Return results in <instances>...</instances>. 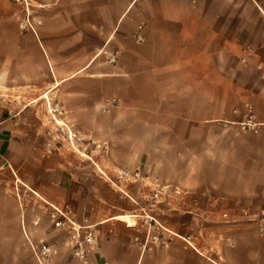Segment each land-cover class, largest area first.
Segmentation results:
<instances>
[{
	"label": "crops",
	"instance_id": "1",
	"mask_svg": "<svg viewBox=\"0 0 264 264\" xmlns=\"http://www.w3.org/2000/svg\"><path fill=\"white\" fill-rule=\"evenodd\" d=\"M257 63L264 0H0V264H264ZM44 98L86 156L46 147ZM247 103L254 131L239 126ZM158 187L151 212L177 236L141 247L133 224ZM51 206L92 227L83 259Z\"/></svg>",
	"mask_w": 264,
	"mask_h": 264
},
{
	"label": "built area",
	"instance_id": "2",
	"mask_svg": "<svg viewBox=\"0 0 264 264\" xmlns=\"http://www.w3.org/2000/svg\"><path fill=\"white\" fill-rule=\"evenodd\" d=\"M21 29L30 27L31 23L25 17L19 23ZM140 27H138L139 29ZM135 39L141 41L142 37L140 33H136ZM243 56L241 57V63L246 64L252 57V52L249 48L243 49ZM108 61L114 62L115 56L110 55ZM256 69L260 71L261 77L264 78V64L257 63ZM44 103L47 113V130H46V147L49 149H59L63 146H68L73 149L77 154L86 156V150L83 146L88 145L90 142L86 136L75 132L63 119V110L59 103L55 102L51 98H44ZM245 116L239 123L242 130H255V123L252 120V107L250 104L245 105ZM97 147V144H95ZM88 147V146H87ZM117 180H125L128 182L142 181L146 177L139 171L128 172L127 170H120L117 173ZM114 183V182H113ZM164 187H158L152 189L146 193L143 200L140 202V213L137 215L139 222L133 224L135 226L136 234L133 236V243L141 247H147V245H159L165 246L169 243L170 239L177 236L173 231L165 227L151 212L154 205L160 199V195ZM245 215H248L247 213ZM50 219L53 222L55 228H67L71 234V242L73 248V254L83 259L86 248L95 244V234L90 225H78L68 215L67 211L63 207L51 206L49 214ZM257 222L259 232L264 234V214H260L254 217ZM51 246L47 243H42L37 249L38 258L43 261L50 255Z\"/></svg>",
	"mask_w": 264,
	"mask_h": 264
},
{
	"label": "rangeland",
	"instance_id": "3",
	"mask_svg": "<svg viewBox=\"0 0 264 264\" xmlns=\"http://www.w3.org/2000/svg\"><path fill=\"white\" fill-rule=\"evenodd\" d=\"M142 200H143V199H142ZM142 200H141V201H142ZM141 201H140V202H141Z\"/></svg>",
	"mask_w": 264,
	"mask_h": 264
}]
</instances>
